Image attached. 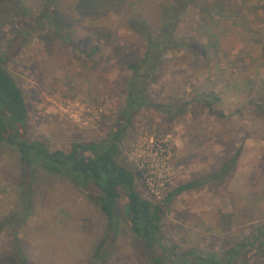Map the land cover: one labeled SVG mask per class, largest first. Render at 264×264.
<instances>
[{"label": "rangeland", "instance_id": "rangeland-1", "mask_svg": "<svg viewBox=\"0 0 264 264\" xmlns=\"http://www.w3.org/2000/svg\"><path fill=\"white\" fill-rule=\"evenodd\" d=\"M216 1L196 0L176 20V40L199 54L170 48L147 82V98L184 103V111L170 117L145 105L117 154L144 170L137 188L145 197L162 200L172 186L202 180L163 216L165 238L181 251L226 249L264 223V0H230L225 9ZM172 2L0 0V54L28 104L24 137L53 150L109 134L127 100V65L141 61L148 43L146 26L129 20L145 21L154 36ZM89 7L95 15L83 16ZM211 90L225 117L195 99ZM42 169L29 177L26 214L18 152L0 145V264H92L105 216L85 190ZM144 247L124 230L106 264H151ZM247 264H264V252Z\"/></svg>", "mask_w": 264, "mask_h": 264}, {"label": "trees", "instance_id": "trees-1", "mask_svg": "<svg viewBox=\"0 0 264 264\" xmlns=\"http://www.w3.org/2000/svg\"><path fill=\"white\" fill-rule=\"evenodd\" d=\"M195 1L173 0L172 4L162 11V27L154 36L150 34L145 21L135 22L137 20L135 17L129 20V23L139 30L143 28L142 25L146 26L141 31L148 33V43L141 61L138 64L127 65L130 71L125 87L127 100L120 116L112 131L103 138L75 140L68 149L51 150L38 139L28 140L24 137L28 124V104L20 85L7 73L3 63L4 55L0 54V145L9 144L18 152L23 168L21 198L26 203V214L32 207L29 204L31 190L29 177L34 179L40 168L69 180L78 189L85 190L106 218V228L94 251L92 264H106L111 250L124 230L129 231L143 243L144 248L150 253L151 264H247L249 255L254 256L255 253L264 252V223L256 225L226 249L217 251L190 247L186 251H181L165 238L162 228L163 216L176 196L200 187L202 180H189L172 186L162 200H156L143 196L137 188L139 181L143 179L145 181L144 170L117 159L127 127L145 105L170 117H175L184 111V103L150 100L146 92L147 82L159 68L170 48L185 47L186 51L199 54L197 46L179 43L175 38L176 20L183 8ZM230 2V0H217L215 6L217 9L230 8ZM47 6L50 4L47 3ZM95 6L100 7L99 3ZM90 8L83 16L86 17L88 13L95 15V11ZM54 21L53 24L60 26L58 31L65 33L62 17H56ZM65 35L67 38L70 34ZM98 49L99 46H93L88 55L97 52ZM85 52L86 50H81V53ZM195 99L203 103L217 117H225L215 108V104L222 100L218 91L198 92ZM237 153L230 163L236 162L240 150ZM230 168L224 167L215 175L220 176ZM22 221L16 219L17 224H21ZM6 222H9V218ZM18 254L20 255L19 252Z\"/></svg>", "mask_w": 264, "mask_h": 264}]
</instances>
